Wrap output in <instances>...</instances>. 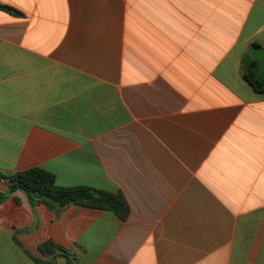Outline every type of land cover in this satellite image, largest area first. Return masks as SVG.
Returning <instances> with one entry per match:
<instances>
[{"label":"crops","instance_id":"obj_1","mask_svg":"<svg viewBox=\"0 0 264 264\" xmlns=\"http://www.w3.org/2000/svg\"><path fill=\"white\" fill-rule=\"evenodd\" d=\"M0 171L128 215L0 203V264H264V0H0ZM7 185L0 181V192Z\"/></svg>","mask_w":264,"mask_h":264},{"label":"trees","instance_id":"obj_2","mask_svg":"<svg viewBox=\"0 0 264 264\" xmlns=\"http://www.w3.org/2000/svg\"><path fill=\"white\" fill-rule=\"evenodd\" d=\"M0 10L15 16H22L21 12L8 5L0 4ZM256 47L261 46L257 43L251 45L252 50ZM242 69L244 79L252 88L256 92H264V78L259 75L258 61L253 58L251 52L242 58ZM0 181L7 185V190L0 192V203L20 190L26 194L33 207L43 203L51 210L59 211L69 204H78L112 210L122 220L126 219L128 215L127 203L121 195L104 193L89 187H59L56 185L54 175L39 167L13 174H5L0 171ZM40 250L44 254L59 252L67 259L66 264H74L70 253L51 241L41 244Z\"/></svg>","mask_w":264,"mask_h":264},{"label":"water","instance_id":"obj_3","mask_svg":"<svg viewBox=\"0 0 264 264\" xmlns=\"http://www.w3.org/2000/svg\"><path fill=\"white\" fill-rule=\"evenodd\" d=\"M252 56L258 61V73L264 78V48L256 47L252 50Z\"/></svg>","mask_w":264,"mask_h":264}]
</instances>
